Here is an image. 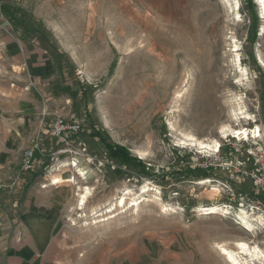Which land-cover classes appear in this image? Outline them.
<instances>
[{"label": "rangeland", "instance_id": "rangeland-1", "mask_svg": "<svg viewBox=\"0 0 264 264\" xmlns=\"http://www.w3.org/2000/svg\"><path fill=\"white\" fill-rule=\"evenodd\" d=\"M231 2L233 11L226 0H0V43L25 44L39 61L26 173L39 176L40 200L63 196L66 234L86 264H229L222 247L264 250V194L245 175L238 138L221 134L257 126L244 147L264 146V19L256 0ZM58 118L78 131L51 137ZM103 140L140 164L112 159ZM14 198L0 191V218H14Z\"/></svg>", "mask_w": 264, "mask_h": 264}, {"label": "crops", "instance_id": "crops-1", "mask_svg": "<svg viewBox=\"0 0 264 264\" xmlns=\"http://www.w3.org/2000/svg\"><path fill=\"white\" fill-rule=\"evenodd\" d=\"M39 135V61L25 44L0 43V180L16 213L0 218V264H86L68 237L61 195L39 198V176L20 171L24 150ZM35 172L36 171H32ZM33 179V180H32ZM83 258V257H82ZM116 264H124L120 261ZM125 264H152L136 260Z\"/></svg>", "mask_w": 264, "mask_h": 264}, {"label": "bare ground", "instance_id": "bare-ground-1", "mask_svg": "<svg viewBox=\"0 0 264 264\" xmlns=\"http://www.w3.org/2000/svg\"><path fill=\"white\" fill-rule=\"evenodd\" d=\"M256 1L258 2L259 6H260V13L262 15V18L264 19V0H256ZM226 5L228 6V9L230 11L235 10V8L237 7V3L236 2L232 3L231 0H226ZM243 76H241V78L239 80H237L238 83H241ZM238 85H240V84H238ZM241 86H243V85L241 84ZM208 106L209 105H208L207 99H204L201 102V104L199 103V109L200 110H204ZM236 114H238V112ZM241 114H242V111H241ZM200 115L202 116V114H199V116ZM234 116H236V115H234ZM199 119H201V118H199ZM239 119L247 121L250 119V117H249V115H245V116L240 117ZM201 121H202V119H201ZM225 132H228L229 135H232V137H237L238 139L249 138V135H250V137H252L254 139L259 138L261 136L260 130L257 126L254 129L239 128V127H238V129H236V128L232 129V128L227 127L226 131H222L221 134L224 135V134H226ZM237 133H239V135H237ZM193 142L198 146L199 149H204V150L206 149L208 151H211V150L214 151V149L216 148V145H217L216 141H213L214 142L213 144H212V142H211V144H206V143L197 142V141H193ZM74 166L76 169H78L76 164H74ZM64 167H66V165ZM78 173H79V175L84 177V173L82 172L81 169H78ZM90 196H91V193H90L89 188H85L84 190H82L81 194H79V200H78L77 206L80 209H84L89 198H90ZM122 201H121V203H122ZM207 210H209L208 214H213V213H215L216 208H210ZM259 217L256 218V220H258L259 222L262 223L263 220L260 219ZM242 224L245 226V230L247 232L251 233L252 230L254 229V225L246 217L242 218ZM241 245H244V247H241ZM235 247H236V250H227L226 248L222 247V251H223L224 255L226 256L229 264H264V250H261L257 245H250L246 242H237V243H235Z\"/></svg>", "mask_w": 264, "mask_h": 264}, {"label": "built area", "instance_id": "built-area-1", "mask_svg": "<svg viewBox=\"0 0 264 264\" xmlns=\"http://www.w3.org/2000/svg\"><path fill=\"white\" fill-rule=\"evenodd\" d=\"M79 126L74 124L68 126L62 119H56L50 128L49 135L53 138H58L63 135L66 131L77 132ZM250 136V135H249ZM247 139H237L235 145L238 146L235 148L236 152H239L244 148L247 154V160L252 163V167L245 172V175L252 182L255 192H262L264 194V146L256 144L255 147L245 148L244 144L248 143ZM38 148V138L36 137L29 148L24 150L20 162V171L27 172L29 171L35 161L36 149ZM7 188V185L0 180V191H3Z\"/></svg>", "mask_w": 264, "mask_h": 264}, {"label": "trees", "instance_id": "trees-1", "mask_svg": "<svg viewBox=\"0 0 264 264\" xmlns=\"http://www.w3.org/2000/svg\"><path fill=\"white\" fill-rule=\"evenodd\" d=\"M250 3V0H247ZM108 155L122 164H140L134 157H132L129 152L122 146L112 144L110 142L102 141Z\"/></svg>", "mask_w": 264, "mask_h": 264}, {"label": "snow or ice", "instance_id": "snow-or-ice-1", "mask_svg": "<svg viewBox=\"0 0 264 264\" xmlns=\"http://www.w3.org/2000/svg\"><path fill=\"white\" fill-rule=\"evenodd\" d=\"M237 135H239V133H237ZM241 247H244V245H241Z\"/></svg>", "mask_w": 264, "mask_h": 264}]
</instances>
